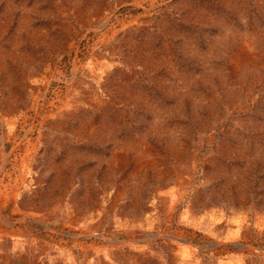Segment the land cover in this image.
<instances>
[{"label": "rangeland", "instance_id": "1", "mask_svg": "<svg viewBox=\"0 0 264 264\" xmlns=\"http://www.w3.org/2000/svg\"><path fill=\"white\" fill-rule=\"evenodd\" d=\"M0 264H264V0H0Z\"/></svg>", "mask_w": 264, "mask_h": 264}]
</instances>
